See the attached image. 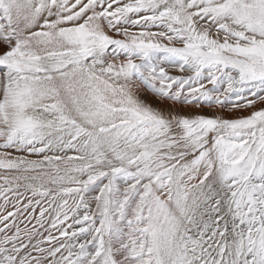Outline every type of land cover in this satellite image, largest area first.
<instances>
[{
    "label": "snow or ice",
    "instance_id": "snow-or-ice-1",
    "mask_svg": "<svg viewBox=\"0 0 264 264\" xmlns=\"http://www.w3.org/2000/svg\"><path fill=\"white\" fill-rule=\"evenodd\" d=\"M0 264H264V0H0Z\"/></svg>",
    "mask_w": 264,
    "mask_h": 264
}]
</instances>
